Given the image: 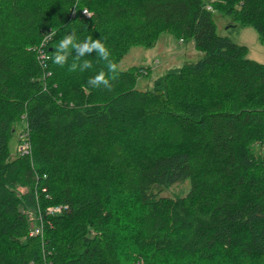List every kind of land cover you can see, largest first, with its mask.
Listing matches in <instances>:
<instances>
[{"label": "trees", "instance_id": "16d2710c", "mask_svg": "<svg viewBox=\"0 0 264 264\" xmlns=\"http://www.w3.org/2000/svg\"><path fill=\"white\" fill-rule=\"evenodd\" d=\"M214 10L264 45V0H0V264H264V63L218 33ZM70 28L117 64L164 32L202 57L146 89L154 62L93 89L106 61H51Z\"/></svg>", "mask_w": 264, "mask_h": 264}, {"label": "rangeland", "instance_id": "374dc122", "mask_svg": "<svg viewBox=\"0 0 264 264\" xmlns=\"http://www.w3.org/2000/svg\"><path fill=\"white\" fill-rule=\"evenodd\" d=\"M89 11L92 13L91 10ZM213 18L220 35L230 37L237 44L248 46V56L251 59L264 63V45L261 44L259 34L254 27L235 26L236 24L231 16L215 10L213 11ZM183 49L188 52L183 53ZM201 57V52L193 48L192 40L180 43L177 37L169 32H164L161 34L159 41L154 48H145L142 46L133 47L123 60L118 63V66L120 69H128L132 66H153L154 62L155 68H152L148 75H141L138 78L137 86L141 89H146L156 77L161 75L168 68L180 65L187 61H196ZM19 130L20 127H17L14 139L11 142L12 154H15L17 146L20 144ZM19 189L23 191V187H20ZM188 189L189 185L183 183L170 188L163 194L176 197L185 195Z\"/></svg>", "mask_w": 264, "mask_h": 264}, {"label": "clouds", "instance_id": "9594fccd", "mask_svg": "<svg viewBox=\"0 0 264 264\" xmlns=\"http://www.w3.org/2000/svg\"><path fill=\"white\" fill-rule=\"evenodd\" d=\"M69 30L56 43L51 57L52 63L64 67L69 55L74 52L75 55L73 56L72 62L67 64V70L69 72H83L86 69H90L92 65L87 59H83L79 63L77 61H80V58L86 55L94 53L97 58L106 61L107 75L104 70H100L95 75L89 77L87 84L93 89L110 87L109 77L115 76L119 71V67L117 63L109 59L110 51L103 42V39L101 37L93 39L90 36L78 39L75 35L76 29L70 28Z\"/></svg>", "mask_w": 264, "mask_h": 264}, {"label": "built area", "instance_id": "2783aa9c", "mask_svg": "<svg viewBox=\"0 0 264 264\" xmlns=\"http://www.w3.org/2000/svg\"><path fill=\"white\" fill-rule=\"evenodd\" d=\"M207 8L210 9L211 6L210 5H207ZM82 13L85 15V16H91V12L87 9V8H83L82 10ZM76 14V12L73 13V16ZM23 151H26L27 148H28V144L25 143L23 146L20 147ZM67 206H64V205H53V206H49L46 210V213L48 215H54V214H58V213H61L63 212L64 209H66ZM44 225V221H43V217L40 215L38 217V223L35 225V226H32V228L30 229V232H29V236H35V235H38L42 232L43 230V226ZM139 264H144L143 262L141 261H138ZM132 264V263H130Z\"/></svg>", "mask_w": 264, "mask_h": 264}, {"label": "crops", "instance_id": "0c3cea01", "mask_svg": "<svg viewBox=\"0 0 264 264\" xmlns=\"http://www.w3.org/2000/svg\"><path fill=\"white\" fill-rule=\"evenodd\" d=\"M193 48H195L194 43H193ZM195 49H196V48H195ZM190 50H191V48H190ZM190 50H189V51H190ZM182 52H183V53H186V52H188V51H186L185 49H183Z\"/></svg>", "mask_w": 264, "mask_h": 264}]
</instances>
